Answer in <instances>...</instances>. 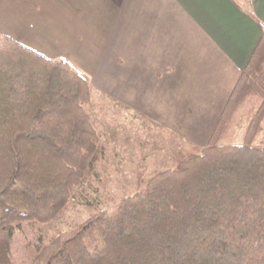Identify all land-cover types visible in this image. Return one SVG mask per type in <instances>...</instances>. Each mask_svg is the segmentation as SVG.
<instances>
[{
  "label": "trees",
  "instance_id": "16d2710c",
  "mask_svg": "<svg viewBox=\"0 0 264 264\" xmlns=\"http://www.w3.org/2000/svg\"><path fill=\"white\" fill-rule=\"evenodd\" d=\"M90 94L74 62L0 36V231L23 264H264V24L207 145L87 216ZM72 213L46 243L33 227Z\"/></svg>",
  "mask_w": 264,
  "mask_h": 264
},
{
  "label": "crops",
  "instance_id": "0c3cea01",
  "mask_svg": "<svg viewBox=\"0 0 264 264\" xmlns=\"http://www.w3.org/2000/svg\"><path fill=\"white\" fill-rule=\"evenodd\" d=\"M263 24L264 0H0V36L86 72L122 55L138 79L176 82L222 110Z\"/></svg>",
  "mask_w": 264,
  "mask_h": 264
},
{
  "label": "rangeland",
  "instance_id": "374dc122",
  "mask_svg": "<svg viewBox=\"0 0 264 264\" xmlns=\"http://www.w3.org/2000/svg\"><path fill=\"white\" fill-rule=\"evenodd\" d=\"M49 58L78 65L70 57ZM125 68L122 55H104L86 72L91 81L86 109L100 139L95 174L78 188L75 200L87 216L111 209L118 199L144 188L157 171L175 167L188 153L200 152L222 110V104H203L202 97L195 99L201 104L194 102L192 90L175 88L176 82L172 88L166 81L141 80L142 74ZM71 217L75 213L33 227L46 243L75 227ZM14 244L0 231V264H23L21 248L17 251Z\"/></svg>",
  "mask_w": 264,
  "mask_h": 264
}]
</instances>
